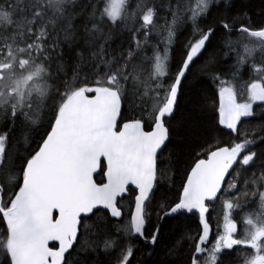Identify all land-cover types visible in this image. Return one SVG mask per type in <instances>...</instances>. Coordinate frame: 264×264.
Segmentation results:
<instances>
[{"label": "snow or ice", "instance_id": "6c2138e0", "mask_svg": "<svg viewBox=\"0 0 264 264\" xmlns=\"http://www.w3.org/2000/svg\"><path fill=\"white\" fill-rule=\"evenodd\" d=\"M162 247L264 264V0H0V264Z\"/></svg>", "mask_w": 264, "mask_h": 264}, {"label": "trees", "instance_id": "16d2710c", "mask_svg": "<svg viewBox=\"0 0 264 264\" xmlns=\"http://www.w3.org/2000/svg\"><path fill=\"white\" fill-rule=\"evenodd\" d=\"M256 2L259 3V0H256ZM257 11H258V9H257ZM182 39H183V37H181V40H182ZM176 143L179 145L181 142L178 140V141H176ZM164 253H165V249L162 247V248L159 250V252L157 253L156 256H154V257H150L149 259L153 261V264H155L156 261H158V260H162V259H165V254H164ZM171 259H180V257H178V256H173V257H171Z\"/></svg>", "mask_w": 264, "mask_h": 264}]
</instances>
